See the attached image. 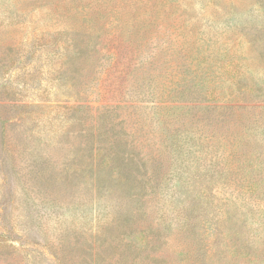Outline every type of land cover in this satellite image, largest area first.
<instances>
[{
  "label": "rangeland",
  "instance_id": "rangeland-1",
  "mask_svg": "<svg viewBox=\"0 0 264 264\" xmlns=\"http://www.w3.org/2000/svg\"><path fill=\"white\" fill-rule=\"evenodd\" d=\"M58 35L90 41L93 60L69 64L72 46L43 45ZM110 38L130 40L144 65L155 55L145 70L157 73L143 81L131 56L99 66L96 48L117 51ZM201 46L261 83L264 0H0V264H264V129L238 142L256 174L241 166L228 175L227 165L195 232L181 193L152 197L146 222L135 205L98 194L90 173H75L92 161L87 132L119 99L136 101L118 109L125 129L138 143L156 140L140 84H169ZM120 212L134 223L119 224Z\"/></svg>",
  "mask_w": 264,
  "mask_h": 264
},
{
  "label": "trees",
  "instance_id": "trees-1",
  "mask_svg": "<svg viewBox=\"0 0 264 264\" xmlns=\"http://www.w3.org/2000/svg\"><path fill=\"white\" fill-rule=\"evenodd\" d=\"M61 41L58 35L43 45L56 47L55 51L72 46L74 49L67 59L69 64L85 55L86 62L93 60L84 46L90 45V41L85 44L80 37ZM93 41L94 48L104 42L99 36ZM109 44L117 51L108 48V53H101L103 50L96 48L99 66L103 65L100 59L111 61L106 71L131 56L136 65L141 62L140 68L135 66L132 71L139 73L142 80L146 73L150 77L157 73V69L149 73L145 70L150 67L146 63L155 59V55L145 60L144 65L138 60L141 52L132 47L130 40L110 38L107 46ZM207 51L208 48L201 46L194 52L191 50L190 56L184 54L189 62L175 70L167 85L159 87L153 78L145 85L140 84L142 101L149 102H144V107L149 108L147 117H154L158 125L154 142L145 139L138 143L134 134L125 129V120L120 118L118 109L134 107L136 101L126 106L119 99V103L104 107L95 129L87 132L92 161L90 166H76L75 173H90L98 194H108L135 205L132 214L141 212L146 222H149V201L168 189L170 199L181 193L188 200L180 212L184 225L195 232L203 218L199 213H203L204 202L213 193L215 182L222 180L227 165L230 167L228 175L237 173L241 166L250 176L257 172L253 161H246L243 152L238 150V142L264 129V80L249 82L246 64L236 62L220 66L219 55ZM253 93L261 96L260 99L248 97ZM117 119L122 120L116 122ZM132 217L120 212L115 218L119 224L131 225L134 223Z\"/></svg>",
  "mask_w": 264,
  "mask_h": 264
}]
</instances>
